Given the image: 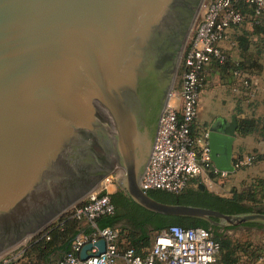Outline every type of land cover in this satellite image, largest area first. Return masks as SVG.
Returning <instances> with one entry per match:
<instances>
[{"label":"water","instance_id":"1","mask_svg":"<svg viewBox=\"0 0 264 264\" xmlns=\"http://www.w3.org/2000/svg\"><path fill=\"white\" fill-rule=\"evenodd\" d=\"M204 2L0 0V257L113 172L152 212L213 228L264 224V211L164 202L140 184ZM237 129L236 115L205 128L220 171H236ZM93 246L100 254L105 241L84 245L82 259Z\"/></svg>","mask_w":264,"mask_h":264},{"label":"built area","instance_id":"2","mask_svg":"<svg viewBox=\"0 0 264 264\" xmlns=\"http://www.w3.org/2000/svg\"><path fill=\"white\" fill-rule=\"evenodd\" d=\"M241 3L254 6L257 14L264 12V0H205L182 56L181 89L161 115L156 141L140 181L145 191L182 193L201 175L211 173L213 177L226 178L231 174L215 167L206 133L194 138L191 126L198 115L206 66L213 59H224L219 42L245 20ZM236 73L242 85L251 86V79L242 72ZM255 159V152L241 153L234 155L233 164L239 170L253 165ZM119 182L118 172L106 175L95 191L66 212L63 218L85 220L91 230L76 235L59 264H216L220 243L210 229L202 226L172 225L154 236L144 255L133 248L121 249L119 230L96 223L98 217L115 213L111 195L122 190ZM43 236H47V229L40 235ZM100 239L105 241V250L97 254L99 249L93 246L88 251L90 256L82 259L83 246ZM11 254L1 256L0 264H15L16 257Z\"/></svg>","mask_w":264,"mask_h":264},{"label":"trees","instance_id":"3","mask_svg":"<svg viewBox=\"0 0 264 264\" xmlns=\"http://www.w3.org/2000/svg\"><path fill=\"white\" fill-rule=\"evenodd\" d=\"M240 8L245 15L246 22H250L253 30L242 29L241 47L244 60L232 61L224 54V59H213V63L219 68L222 77L231 74L235 82H239L236 72L248 74L249 68H259V60L264 57V12L257 14L254 6L241 3ZM257 37L256 39H254ZM245 42L248 46L245 48ZM254 47V52L250 48ZM251 53V54H249ZM247 76V75H246ZM250 80V77L247 76ZM262 120L254 117H241L238 122V131L242 135L251 134L259 130ZM191 135L194 138L200 137L197 134L195 122L191 126ZM256 153L255 162L264 158V153ZM197 187L201 179H194ZM150 195L158 200L171 203H188L202 205L219 209L225 213L249 212L256 209L259 204L264 205V178H255L251 181L244 180L240 187H233L231 194L220 195L209 190L188 187L182 193H173L166 190H150ZM115 205L113 215H103L96 219L99 227L111 226L119 230L118 245L121 249L133 248L137 254L144 255L151 247L154 236L168 229L172 225L183 227L202 226L210 229L217 241L220 243V253L216 264H264V246H255L249 241H238L229 235L218 232L208 222L195 218L174 217L152 212L131 199L122 190L111 195ZM262 205V206H263ZM264 207V206H263ZM264 210V209H263ZM246 226H264L260 223H246ZM230 228H235L231 226ZM91 230L90 224L85 225L77 219L61 218L47 229V236L35 239L26 249V255L35 254L44 264H59L64 254L71 249L72 241L79 232Z\"/></svg>","mask_w":264,"mask_h":264},{"label":"crops","instance_id":"4","mask_svg":"<svg viewBox=\"0 0 264 264\" xmlns=\"http://www.w3.org/2000/svg\"><path fill=\"white\" fill-rule=\"evenodd\" d=\"M243 28L249 31L253 30L250 22H246ZM241 35L239 27H232L228 37L219 42L223 53L232 61L244 60L242 45L240 44L243 40ZM242 43L245 44V48L248 46L247 43ZM254 49L252 46L250 52H254ZM259 63V68L251 67L246 74L252 83L249 87H245L240 81L234 83L236 78L230 73L222 77L219 68L213 63L208 64L205 68L206 80L201 90L199 111L195 121L197 134L203 135L206 126L213 121L217 119L230 120L232 115L237 116L238 122L241 117H254L262 120L259 130L251 134L242 135L237 129L234 155L248 152L262 153L264 149V57L259 60ZM199 178L207 188L217 184L220 189L227 191L228 188H231L232 190L233 187H240L244 180L251 181L255 178H264V158H260L249 167L236 170L226 178L213 177L211 173L201 175ZM193 184L191 183L190 186ZM231 190L224 195H230ZM79 222L82 225L86 224L85 220Z\"/></svg>","mask_w":264,"mask_h":264},{"label":"rangeland","instance_id":"5","mask_svg":"<svg viewBox=\"0 0 264 264\" xmlns=\"http://www.w3.org/2000/svg\"><path fill=\"white\" fill-rule=\"evenodd\" d=\"M240 29L242 30L243 26H241ZM191 34H192V32H191ZM181 82H182V67L180 66L179 72H178V75H177V78L175 81V85H174L173 90H172V94H171L172 96H170L171 98L169 99V101L170 100L172 101L175 98V96L179 93V91L181 89ZM192 183H194V182H192ZM192 187L197 188V187H195V183L192 185ZM208 189L215 192V193L218 192V193H221L223 195L228 193L231 190V188L230 189L228 188L227 191L224 189H220L219 185H217V184H214V186L212 185L211 188H208ZM119 191H121V190H119ZM262 205L263 204H259V206L256 207L255 210L264 211L263 210L264 205L263 206ZM234 227L235 228H230V227L224 228V227H222V228H218L217 231L220 233H223L225 235H229L233 238H236L238 241H249L255 246H264V226H261V227H259V226H246L244 224V225L234 226ZM44 231H46V230H44ZM44 231L40 232L39 234H36L27 243H23L22 245H19L10 251V252H12L11 255H15V257H16L15 264H44L43 261L39 260L35 254H32V255L27 254L26 255V253H25L26 249L31 244V242H33L36 239V237H40V235ZM153 240H154V234H153L152 241ZM22 249H24V250H22Z\"/></svg>","mask_w":264,"mask_h":264},{"label":"flooded vegetation","instance_id":"6","mask_svg":"<svg viewBox=\"0 0 264 264\" xmlns=\"http://www.w3.org/2000/svg\"><path fill=\"white\" fill-rule=\"evenodd\" d=\"M107 154H108V155H109V154L112 155L111 152H109V153H107Z\"/></svg>","mask_w":264,"mask_h":264}]
</instances>
